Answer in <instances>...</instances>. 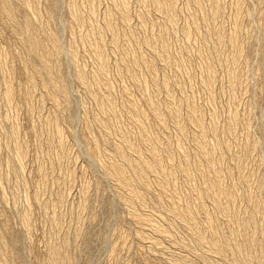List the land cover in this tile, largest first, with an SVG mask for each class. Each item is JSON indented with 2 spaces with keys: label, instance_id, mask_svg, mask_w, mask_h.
<instances>
[{
  "label": "rangeland",
  "instance_id": "374dc122",
  "mask_svg": "<svg viewBox=\"0 0 264 264\" xmlns=\"http://www.w3.org/2000/svg\"><path fill=\"white\" fill-rule=\"evenodd\" d=\"M8 1L16 25L20 26L15 29L7 18L0 19V59L8 61L0 60V236L6 243L3 246L6 249L1 247L0 252L7 263L53 264L48 251L54 245L60 246L59 254L65 259L58 264L67 260L71 261H67L69 264H182L173 261L177 255H185L198 264H209L202 261V257H207V261L215 260V255L203 253L197 247H194L196 251L194 248L191 251L182 246V240L194 245L193 233L174 218L171 208L184 211L187 206L193 207L198 214L204 215L207 211L219 219L213 197L205 196L202 203L197 201L196 194L210 177L209 181L216 179V184L221 185L219 190L237 197L236 204L229 209L237 211L241 219L250 221L252 216L256 217L254 221L264 219V210L263 215H258L248 201L249 196L255 195L256 199L262 197L259 199L264 203V0H172L177 15L175 21L158 10L152 0H127L126 19L120 14L123 5L117 3L121 0H59V4L58 0H37L32 2L35 12L31 7L25 9L16 0ZM53 4L57 7L53 8ZM109 24H112L111 29ZM131 31L133 34H128ZM30 33L47 45L50 44L48 35L59 36L62 52L60 59L54 62L58 65L52 62L51 68L54 76L67 85V97L62 96L60 84L53 86L45 80L42 64L30 56L29 46L22 41ZM150 36L156 42L153 48L148 44ZM112 37L116 45L112 44ZM95 40L100 42L98 49L103 54L100 60L91 47ZM73 49H76V57L71 55ZM3 62L7 64L5 67ZM76 65L82 67L79 69L84 72L83 80L78 81L74 74L79 70ZM27 74L35 75L34 87L28 86L32 75ZM2 80L8 83L10 80L11 103L5 98L6 82ZM49 85L54 91H49ZM27 89L37 92H31V97ZM171 108L174 112L178 110L179 120L185 123L182 124L183 134L176 127L174 117L169 116L174 115ZM158 113L164 118H159V123L155 116ZM198 121L205 132L206 148L214 155L215 167H209L211 163L207 164L208 159L199 153L198 143L192 141L200 134ZM150 140L156 141L151 143ZM149 143L157 144L162 171L154 168L157 173L148 172L143 184L135 181L134 186L146 202L140 205V201L131 200L130 203L125 192L121 195L116 181L104 176L98 162L108 165L118 161L125 168L123 157L116 152L119 145L122 151L127 148L130 152L128 147L134 144L133 154L125 150V156L138 162L150 158ZM92 144L98 148L96 154L91 151ZM20 149H24L22 159L18 158ZM139 156L142 159H138ZM126 169L130 172L127 166ZM61 196L63 200L59 199ZM24 213H29L27 219ZM256 215L261 216L260 220ZM23 219L30 221V230L23 229ZM221 219L219 230L228 233L227 220ZM158 225L169 229L171 237L155 229ZM15 233L20 237L17 242L11 240Z\"/></svg>",
  "mask_w": 264,
  "mask_h": 264
},
{
  "label": "bare ground",
  "instance_id": "6f19581e",
  "mask_svg": "<svg viewBox=\"0 0 264 264\" xmlns=\"http://www.w3.org/2000/svg\"><path fill=\"white\" fill-rule=\"evenodd\" d=\"M22 7H24L25 9H29L30 7H31V10H32V7L34 6L33 4H32V2L34 3V1H36V2H38L37 0H33V1H31V0H16ZM40 1V0H39ZM59 1V0H58ZM112 1V0H111ZM130 1V0H129ZM134 1V0H133ZM166 1V0H165ZM196 1V0H195ZM200 1V0H199ZM198 1V2H199ZM209 1V0H208ZM237 1V0H236ZM239 1V0H238ZM35 2V4H37ZM41 2V1H40ZM73 2V1H72ZM127 2V0H121L120 2H117V3H120V4H122L123 5V7L120 9L118 6V8L120 9V14L123 16V18H127L126 17V15L129 13V12H127L128 11V8L129 7H127V5H128V3L127 4H125ZM152 2L155 4V6H156V8L158 9V10H160V11H162L163 10V13H166L167 14V16L169 15L170 16V20H172V21H175V18L177 17V15H176V10H175V8L173 7V2H172V0H170V1H167V2H169V3H167V2H161L160 0H152ZM193 2V1H192ZM54 3V2H53ZM60 3V1L58 2V4ZM94 3V2H93ZM133 3V2H132ZM55 4L57 5V3L55 2ZM71 4V3H70ZM139 3H137V5H138ZM176 4V3H175ZM197 4V3H196ZM218 4V3H217ZM56 5H54L53 4V8H56L57 6ZM118 5V4H117ZM214 5V4H213ZM215 5H216V3H215ZM15 6V5H14ZM37 6V5H36ZM93 6H95V5H93ZM144 6V5H143ZM198 6H199V4H198ZM35 7V6H34ZM75 7V6H74ZM197 7V6H196ZM211 7H212V5H211ZM215 7V6H214ZM37 8V7H36ZM60 8V7H59ZM154 8V7H153ZM156 8H155V10H156ZM198 8V7H197ZM216 8H218V7H216ZM94 9H95V7H94ZM202 9V8H201ZM219 9V8H218ZM13 9H12V7L10 6V2L8 1V0H2V2L0 1V19L2 20V19H4V18H7L11 23L10 24H12L13 25V27L16 29V28H19L18 27V25L19 24H17L16 25V22H15V20H14V18H13V11H12ZM23 10V9H22ZM34 10H35V8H34ZM34 10H32L33 12H35ZM38 10V9H37ZM57 10H59V9H57ZM71 10V9H70ZM72 10H74V9H72ZM204 10V9H203ZM16 11V10H15ZM159 11V12H160ZM216 11H217V9H216ZM215 11V12H216ZM237 11V10H236ZM235 11V12H236ZM241 11V10H240ZM37 12V11H36ZM117 12V11H116ZM118 12H119V10H118ZM210 12H212V11H210ZM214 12V11H213ZM214 12V13H215ZM218 12V11H217ZM222 12V11H221ZM220 12V10H219V13H221ZM17 13V12H16ZM162 13V14H163ZM179 13V12H178ZM205 13V12H204ZM213 13V14H214ZM92 14H94V13H92ZM33 15V14H32ZM75 15V14H74ZM78 15V14H77ZM175 15H176V17H175ZM215 15H216V13H215ZM82 16V15H81ZM107 17H108V15H106ZM138 16H140V14H138ZM218 16V15H217ZM220 16V15H219ZM248 16V15H247ZM39 17V16H38ZM94 16H92L91 18H93ZM129 17V16H128ZM143 17V16H142ZM179 17V16H178ZM224 17V16H223ZM52 18V17H51ZM90 18V19H91ZM146 18V17H145ZM148 18V17H147ZM149 18H150V16H149ZM212 18V17H211ZM220 18V17H219ZM6 19V20H7ZM17 19V18H16ZM29 19V18H28ZM39 19V18H38ZM49 19V18H48ZM74 19H77V17H75ZM129 19V18H128ZM144 19V18H143ZM151 19V18H150ZM167 19H169V17L167 18ZM209 19V18H208ZM7 20V21H8ZM51 20V19H50ZM81 20H82V18H81ZM106 20H108V18L106 19ZM110 20H111V18H110ZM114 20V19H113ZM117 20V19H116ZM213 20H214V18H213ZM220 20V19H219ZM8 21V22H9ZM130 21H131V19H130ZM129 21V22H130ZM148 21V20H147ZM150 22H151V20H149ZM178 21V20H177ZM108 22V21H107ZM128 22V23H129ZM208 22V21H207ZM213 22V21H212ZM216 22V21H215ZM17 23H19V22H17ZM35 23V22H34ZM110 23V22H109ZM117 23V22H116ZM128 23H127V25H128ZM148 23V22H147ZM153 23V22H152ZM152 23H151V26H152ZM157 23V22H156ZM177 23V22H176ZM219 23V22H218ZM93 24V23H92ZM105 24H107V23H105ZM124 24V23H123ZM172 24V23H171ZM39 25V24H38ZM42 25V24H41ZM118 25V24H117ZM124 25H126V23L124 24ZM148 25V24H147ZM163 25V24H162ZM161 25V26H162ZM176 25V24H175ZM211 25H213L212 23H211ZM214 25H215V23H214ZM20 26V25H19ZM107 26V25H106ZM209 26V25H208ZM219 26V25H218ZM27 27V26H26ZM28 27H30V25L28 24ZM108 27H109V29H111V27H112V24H109L108 25ZM114 28H115V26H113ZM145 27H146V25H145ZM156 27V26H155ZM159 27V26H158ZM175 27V26H174ZM187 27H188V25H187ZM222 27V26H221ZM1 28V27H0ZM151 28V27H150ZM164 28H166V27H164ZM163 28V29H164ZM213 28V27H212ZM45 29H47V28H45ZM117 29V28H116ZM126 29V28H125ZM145 29V28H144ZM19 31H21L20 29H18ZM38 30V29H37ZM186 30V29H185ZM191 30V29H190ZM190 30H189V33H190ZM210 30H212V29H210ZM215 30V29H214ZM219 30H221V29H219ZM18 31V32H19ZM113 31V30H112ZM129 31V30H128ZM151 31V30H150ZM168 31V30H167ZM216 31H218V29L216 30ZM31 32V31H30ZM80 32H82V31H80ZM89 32V31H88ZM94 32V31H93ZM98 32V31H97ZM109 32H110V30H109ZM126 32V31H125ZM130 32V31H129ZM154 32H155V30H154ZM158 32V31H157ZM219 32V31H218ZM21 33V32H20ZM87 33V32H86ZM90 33V32H89ZM121 33V32H120ZM145 33H147V32H145ZM166 33V32H165ZM165 33H161V34H164V35H166ZM1 34V33H0ZM81 34V33H80ZM95 34V33H94ZM98 34H100V33H98ZM102 34V33H101ZM128 34H133V32L131 31V33H128ZM149 34V33H148ZM188 34V33H187ZM237 34V33H236ZM215 35V34H214ZM131 36H133V35H131ZM130 36V37H131ZM156 36V35H155ZM159 36V35H158ZM217 36H219L218 34H217ZM233 36V35H232ZM88 37H90V36H88ZM92 37V36H91ZM90 37V38H91ZM102 37V36H101ZM151 37V36H150ZM150 37H148V38H150ZM152 37H154V35L152 36ZM152 37L150 38V42L148 43L149 45H151L152 46V48H153V46L154 45H156V44H154V43H156L155 41L153 42L152 40H154V39H152ZM214 37V36H213ZM23 38V37H22ZM100 38V37H99ZM98 38V39H99ZM105 38V37H104ZM113 39V43L112 44H114V45H116V43H114V37H112ZM117 38V37H116ZM122 38V37H121ZM143 38V37H142ZM147 38V37H146ZM155 38V37H154ZM158 37L156 36V38L155 39H157ZM236 38H237V36H236ZM219 39V38H218ZM220 39H221V37H220ZM49 42H50V46H51V49H49V45H47L46 43V45L45 44H43L44 42H42V41H44V40H39V38H37V36L34 34V33H30V34H27V35H25V37L22 39V41H24L25 42V44H27L29 47V50H30V52H31V54H30V56H32L33 58H35L36 60H38L42 65L41 66H43V73L45 74V77H46V79L45 80H47L49 83H50V85H52L53 84V86H55V84H60V88H59V90H60V92L62 93V96H64V97H67L68 96V87H67V85L66 84H64L65 82H63V79H59V78H57V77H55L54 76V74H53V69L51 68V67H53V66H51L52 65V62H53V65L54 64H57V63H54V62H56V61H58L59 59H60V56H61V52H62V49H61V45H60V39H59V36L58 35H48V39H47ZM46 40V41H47ZM89 40V39H88ZM101 40H102V38H101ZM146 40V39H145ZM144 40V41H145ZM158 40V39H157ZM47 41V42H48ZM96 41V40H95ZM117 41V40H116ZM149 41V39H147V42ZM216 41H217V38H216ZM221 41V40H220ZM91 42V41H90ZM103 42V41H102ZM146 41H145V43H147ZM238 42V41H237ZM89 43V42H88ZM91 43H93L92 45H91V47L93 46V49H94V51H93V49L90 51V49H89V51L90 52H95V55H94V53L92 54V55H94L95 57H98V59L100 58V55H101V52H100V49H98V48H100L99 46V44L98 43H100L99 41H96V42H91ZM119 43V42H118ZM129 43V42H128ZM217 43V42H216ZM219 43V42H218ZM24 44V43H23ZM22 44V45H23ZM72 44H74V43H72ZM102 44V43H101ZM104 44V43H103ZM102 44V45H103ZM99 45V46H98ZM105 45V44H104ZM103 45V46H104ZM119 45V44H118ZM47 46V47H46ZM74 46V45H73ZM151 46H149V47H151ZM196 46V45H195ZM75 47V46H74ZM73 47V48H74ZM87 47V46H86ZM89 47V46H88ZM105 47V46H104ZM234 47V46H233ZM72 48V47H71ZM116 48V47H115ZM219 48V47H218ZM21 49V48H20ZM86 49V48H85ZM88 49V48H87ZM101 49H103V48H101ZM117 49V48H116ZM181 49V48H180ZM124 50V49H123ZM154 50V49H153ZM1 51V50H0ZM74 51V52H73ZM75 51H76V49L74 50H72L71 51V55H72V53H73V55L72 56H75L76 57V53H75ZM102 51V50H101ZM106 51V50H105ZM241 51V50H240ZM4 52V51H3ZM88 52V51H87ZM130 52V51H129ZM133 52V51H132ZM178 52V51H177ZM232 52V51H231ZM242 52V51H241ZM240 52V53H241ZM161 53V52H160ZM180 53H181V51H180ZM235 53V52H234ZM2 54V53H1ZM4 54V56H5V53H3ZM91 54V53H90ZM129 54V53H128ZM163 54H165V52H163ZM103 55V54H102ZM102 55H101V57H102ZM106 55V54H105ZM130 55V54H129ZM143 55V54H142ZM168 55V54H167ZM180 55V54H179ZM263 55H264V50H263ZM18 56V55H17ZM23 56V55H22ZM21 56V57H22ZM71 56V58L73 59V57ZM186 56V55H185ZM236 56V55H235ZM240 56H241V54H240ZM3 57V56H2ZM133 57V56H132ZM163 57V56H162ZM168 57V56H167ZM175 57V56H174ZM181 57V56H180ZM243 57V56H242ZM8 58H9V56H8ZM67 58V57H66ZM92 58V57H91ZM104 58H106V57H104ZM157 58H159V57H157ZM202 58V57H201ZM6 59V58H5ZM5 59H0L1 61L3 60H5ZM74 59H76V58H74ZM101 59V58H100ZM99 59V60H100ZM103 59V58H102ZM134 59H135V57H134ZM161 59V58H160ZM12 60V59H11ZM11 60L9 61V63L11 62ZM71 60V59H70ZM77 60V59H76ZM146 60V59H145ZM186 60V59H185ZM6 62H8L7 60H5ZM74 61V66H75V60H72L71 62H73ZM94 61V60H93ZM138 61V60H137ZM162 61V60H161ZM180 61V60H179ZM236 61V60H235ZM6 62L4 63H2V64H4V67L7 65L6 64ZM149 62V61H148ZM182 62V61H181ZM243 62V61H242ZM13 63V62H12ZM61 63V62H60ZM59 63V64H60ZM78 62L76 61V64H77ZM106 63V62H105ZM142 63H143V61H142ZM173 63H175V62H173ZM188 63V62H187ZM6 64V65H5ZM73 64V63H72ZM71 64V65H72ZM145 64V63H144ZM207 64V63H206ZM244 64V63H243ZM26 65V64H25ZM58 65V64H57ZM146 65V64H145ZM173 65V64H172ZM208 65H209V63H208ZM236 65V64H235ZM240 65V64H239ZM28 66V65H27ZM99 66H101V65H99ZM104 66V65H103ZM139 66V65H138ZM168 66H169V64H168ZM177 65H175V67H176ZM8 67H9V64H8ZM23 67V66H22ZM26 67V66H25ZM79 67V66H78ZM80 67H81V65H80ZM79 67V68H80ZM98 67V66H97ZM105 67V66H104ZM145 67V66H144ZM210 67V66H209ZM7 68V67H6ZM5 68V69H6ZM24 68V67H23ZM22 68V69H23ZM76 68H77V65H76ZM75 68V69H76ZM79 68H77V69H79ZM82 68V67H81ZM103 68V67H102ZM141 68V67H140ZM149 68V67H148ZM154 68V67H153ZM57 69V68H56ZM59 69V68H58ZM99 69V68H98ZM144 69H146V68H144ZM10 70V69H9ZM11 70H14L13 68L11 69ZM100 70H102V69H100ZM139 70V69H138ZM185 70V69H184ZM55 71V70H54ZM57 71V70H56ZM76 71V70H75ZM106 71V70H105ZM103 72V71H102ZM128 72H130V71H128ZM29 73V72H28ZM32 73V72H31ZM134 73V72H133ZM34 74V73H33ZM33 74H30V75H32V76H30L29 74H27L28 76H30V78H29V83H28V86H29V84L30 85H33L35 82V80H36V78H35V75H33ZM60 74V73H59ZM74 74H76L77 76H78V78L77 79H79L78 81H80V80H83V76L82 75H84V72H83V74H82V72H81V70L79 69L78 70V72L76 71V73H74ZM86 74V73H85ZM152 74V73H151ZM75 75V77H77ZM88 75V74H87ZM98 75H100V74H98ZM131 75V74H130ZM230 75V74H229ZM10 76V75H9ZM103 76V75H102ZM135 75H133L132 77H134ZM5 77V76H4ZM7 77H8V75H7ZM6 77V78H7ZM135 77H137V76H135ZM140 77V76H139ZM214 77V76H213ZM12 78V77H11ZM40 78V77H39ZM87 78V77H86ZM138 78V77H137ZM141 78V77H140ZM230 78H231V76H230ZM4 79V78H3ZM8 79H10L9 77H8ZM26 79V78H25ZM135 79V78H134ZM151 79V78H150ZM7 80V79H6ZM27 80V79H26ZM40 80V79H39ZM44 80V79H43ZM42 80V81H43ZM87 80V79H86ZM90 80V79H89ZM151 80H154L153 78L151 79ZM176 80V79H175ZM3 81V80H2ZM5 81V80H4ZM3 81V82H4ZM9 81V83H10V80H8ZM85 81V80H84ZM99 81V80H98ZM173 81V80H172ZM6 82V87L4 86V89H5V91H4V95H5V98L7 99V101H11L12 100V98H13V93H12V91H11V89H10V84L7 82V81H5ZM95 82H97V81H95ZM137 82V81H136ZM139 82V81H138ZM48 83V84H49ZM79 83H82V81L81 82H79ZM85 83V82H84ZM152 84H153V82H151ZM163 83V82H162ZM170 83V82H169ZM4 84V83H3ZM45 84V83H44ZM43 84V85H44ZM144 84V83H143ZM157 84V83H156ZM35 85V84H34ZM34 85H33V87H34ZM42 85V84H41ZM49 85V86H50ZM138 85H139V83H138ZM146 84H144V86H145ZM232 85V84H231ZM48 86V88H50L51 90H49V91H54V89H52L51 88V86L49 87ZM165 86H166V84H165ZM230 86V85H229ZM3 87V86H2ZM142 87V86H141ZM155 87V86H154ZM153 87V88H154ZM157 87V86H156ZM12 88V87H11ZM83 88V87H82ZM152 88V89H153ZM207 88V87H206ZM244 88V87H243ZM29 89V88H28ZM27 89V90H28ZM34 89V88H33ZM58 89V88H57ZM139 89V88H138ZM90 90V89H89ZM156 90V89H155ZM159 90V89H158ZM29 91V94L31 95V90H28ZM27 91V92H28ZM34 91V90H33ZM56 91H58V90H56ZM26 92V93H27ZM37 92V91H36ZM36 92H32V94L33 93H36ZM88 92V91H87ZM141 92H143V91H141ZM153 92V91H152ZM158 92V91H157ZM51 93V92H50ZM54 93V92H53ZM94 93V92H93ZM144 93V92H143ZM15 94V93H14ZM28 94V95H29ZM49 94V93H48ZM95 94V93H94ZM96 94H98V93H96ZM151 94V93H150ZM27 95V96H28ZM29 95V96H30ZM146 95H148V92H147V94ZM157 95V94H156ZM28 96V97H29ZM92 96V95H91ZM31 97H32V95H31ZM95 97V96H94ZM93 97V98H94ZM100 96H98V98H99ZM110 97V96H109ZM157 98H158V96H156ZM51 98H54V95H51ZM101 98V97H100ZM32 99V98H31ZM41 99V98H40ZM148 99H150L149 97H148ZM155 99V98H154ZM173 99V98H172ZM176 100V99H175ZM41 101V100H40ZM188 101V100H187ZM148 102V101H147ZM173 102V101H172ZM189 102V101H188ZM11 103V102H10ZM186 103V102H185ZM1 104V103H0ZM98 104V103H97ZM134 104H136V103H134ZM156 104V103H155ZM166 104V103H165ZM180 104V103H179ZM174 105V104H173ZM176 105V104H175ZM101 106V105H100ZM138 106V105H137ZM136 106V107H137ZM158 106V105H157ZM85 107V106H84ZM150 107H152V106H150ZM149 107V108H150ZM156 107V106H155ZM167 107V106H166ZM168 107H170V106H168ZM181 108V107H180ZM195 108V107H194ZM110 109V108H109ZM153 109V108H152ZM155 109H157V107L155 108ZM159 109V108H158ZM175 110H176V108H174ZM171 110L173 111V109L171 108ZM171 110H170V112H171ZM142 111V110H141ZM144 111V110H143ZM154 111H156V110H154ZM160 111V110H159ZM176 111H178V110H176ZM176 111L174 112V115L172 116V115H169V116H171L170 118L172 119L173 117V120L176 122V124H177V126L176 127H178V128H180L179 129V131H181V133H182V127H184V126H182V122H181V120H179V117H178V114L179 113H176ZM128 112H130V111H128ZM146 112V111H145ZM161 112V111H160ZM196 112H198V111H196ZM137 113L138 112H135L134 114H136L137 115ZM144 113V112H143ZM151 113H153V112H151ZM99 114V113H98ZM131 114V113H130ZM154 114H156V113H154ZM153 114V115H154ZM170 114H172V113H170ZM8 115V114H7ZM100 115V114H99ZM161 115H162V113H161ZM194 115V114H193ZM144 116V115H143ZM155 116H157L158 117V120H157V122L159 121V118H162V119H164L163 118V116L161 117L160 116V114L158 113L157 115H155ZM154 116V117H155ZM165 116V115H164ZM168 116V117H169ZM191 116V115H190ZM91 117V116H90ZM129 117H131V116H129ZM136 117H139V114H138V116H136ZM239 117V116H238ZM98 118V117H97ZM135 118V117H134ZM169 118V119H170ZM195 118V117H194ZM200 118V117H199ZM215 118V117H214ZM157 118H155V120H156ZM161 119V120H162ZM165 119H166V117H165ZM170 119V120H171ZM182 119V118H181ZM186 119V118H185ZM190 119V118H189ZM188 119V120H189ZM192 119V118H191ZM198 119V118H197ZM204 119V118H203ZM94 120H96L95 118H94ZM99 120L100 119H98L97 120V122L96 123H98L99 122ZM133 120V119H132ZM139 120V119H138ZM137 120V121H138ZM172 120V121H173ZM231 120V119H230ZM229 120V121H230ZM236 120V119H235ZM234 120V121H235ZM90 121V120H89ZM111 121H113V120H111ZM136 121V122H137ZM185 121V120H184ZM232 121V120H231ZM238 121V120H237ZM91 122H94V121H91ZM142 122V121H141ZM161 122V121H160ZM163 122H164V120H163ZM197 122V121H196ZM201 122V121H200ZM233 122V121H232ZM104 123V122H103ZM159 123V122H158ZM165 123V122H164ZM205 123V122H204ZM100 124V123H99ZM102 124V123H101ZM100 124V125H101ZM137 124V123H136ZM141 124V123H140ZM143 124V123H142ZM141 124V125H142ZM185 124V123H184ZM183 124V125H184ZM99 125V126H100ZM148 125V124H147ZM161 125V124H160ZM213 125V124H212ZM216 125V124H215ZM232 125V124H231ZM13 126V125H12ZM91 126V125H90ZM105 126V125H104ZM108 125L106 124V128H108L107 127ZM140 126V125H139ZM143 126V125H142ZM193 126V125H192ZM200 126H202L201 124H199V121H198V127H199V130H200V132L198 131V133H200L199 134V136H197V138H193V139H196V141L195 140H192V141H194V142H197L198 144V147H199V149L198 150H200L201 152H199V153H201V154H203V157L205 156L206 157V159H208V163L207 164H210L211 163V165H209V167L210 166H214L215 167V164H214V155L212 154V153H210L208 150H207V146H206V142H204V140H205V132H204V130L202 129V127H200ZM248 126H249V124H248ZM102 127H103V125H102ZM125 127V126H124ZM197 127V126H196ZM197 127V128H198ZM245 127V126H244ZM104 128V130H106L105 129V127H103ZM103 128H101L102 129V131H103ZM113 128V127H112ZM17 129V128H16ZM227 129H229V127L227 128ZM99 130V129H98ZM109 131V130H108ZM114 131V130H113ZM112 131V132H113ZM224 131V130H223ZM231 131V130H230ZM20 132V131H19ZM105 132V131H104ZM184 132V131H183ZM213 132H214V130H213ZM219 132V131H218ZM233 132V131H232ZM231 132V133H232ZM14 133V132H13ZM60 133V132H59ZM89 133V132H88ZM101 133H103V132H101ZM111 133V132H110ZM116 133V132H115ZM134 133V132H133ZM192 133V132H191ZM224 133V132H223ZM118 134H120V133H118ZM140 134V133H139ZM172 134V133H171ZM183 134V133H182ZM193 134V133H192ZM218 134V133H217ZM89 135V134H88ZM94 135V134H93ZM104 135V134H103ZM110 135V134H109ZM121 135V134H120ZM128 135V134H127ZM141 135V134H140ZM231 135V134H230ZM229 135V136H230ZM60 136V135H59ZM118 136V135H117ZM165 136V135H164ZM217 136V135H216ZM17 137V136H16ZM19 137V136H18ZM94 137V136H93ZM122 137H123V135H122ZM121 137V138H122ZM125 137V136H124ZM142 137V136H141ZM144 137V136H143ZM171 137V136H170ZM15 138V137H14ZM58 138V137H57ZM96 138V137H95ZM107 138V137H106ZM116 138V137H115ZM149 138V137H148ZM178 138V137H177ZM176 138V139H177ZM234 139H236L235 137H233ZM16 139V138H15ZM63 139V138H62ZM126 139V138H125ZM124 139V140H125ZM143 139V138H142ZM156 139V138H155ZM158 139V138H157ZM185 139V138H184ZM229 139V138H228ZM11 140V139H10ZM52 140V139H51ZM54 140V139H53ZM110 140V139H109ZM159 140V139H158ZM166 140V139H165ZM179 140V139H178ZM86 141V140H85ZM94 141V140H93ZM97 141V140H96ZM104 141V140H103ZM156 141V140H155ZM155 141H153V142H155ZM11 142V141H10ZM95 142V141H94ZM144 142H146V141H144ZM150 142L151 143H153L151 140H150ZM167 142H168V140H167ZM177 142V141H176ZM183 142V141H182ZM62 143V142H61ZM125 143V142H124ZM126 143H128V141L126 142ZM148 143V142H147ZM157 143V142H156ZM155 143V145H157ZM158 143H160V142H158ZM9 144V143H8ZM11 144V143H10ZM46 144V143H45ZM86 144V143H85ZM96 144V143H95ZM94 144V145H95ZM195 145H196V143H194ZM234 144V143H233ZM254 144V143H253ZM17 145V144H16ZM22 145V144H21ZM59 145V144H58ZM61 145V144H60ZM64 145V144H63ZM93 145V144H92ZM93 145V147H92V149L91 148H89V149H91V151H93L94 152V154H96L95 153V151H97L98 150V148L97 147H95ZM134 144H132L131 145V147L129 146L128 147V149L130 150V152L128 151V150H126L127 148H125V150L126 151H128V153H132L131 151H135L134 149H133V146ZM147 145V144H146ZM145 145V146H146ZM154 144H152V145H150V143H149V145H147V147L151 150V152H152V154H149V155H151L150 156V158L148 159H146V158H144L145 160H138V162H135V161H133V160H131L130 158H128L127 156H125V150L123 149V151H122V149H121V147L122 146H120L119 145V147L116 149V152L117 153H119V155H120V157L123 159V160H121V161H123V163H124V165H125V168H123L124 166H121V162L118 164L117 162L116 163H111V164H108V165H103V163H101V162H98V167L99 168H101L102 170H103V173H104V176H106L107 178H109V180H111V181H113V182H115L116 181V185H117V187H118V189L120 190V192H121V195H123L124 194V192H125V194H127V196L130 198L129 200H128V202H130L131 200H137V201H140V205H143V204H141V202L143 203H145L146 201H144L145 199H143V201H142V198L140 197L141 195H139L140 194V192H138V190H137V188L134 186V183H135V181H137V182H142V184L145 182V179H146V177H147V174H148V172L150 173V172H153L152 170H154V168H157L159 171H162V170H160L162 167H161V160H160V155L158 154V152H157V147L155 146ZM216 145V144H215ZM96 146H98V145H96ZM125 146V145H124ZM159 146V145H158ZM161 146V145H160ZM159 146V147H160ZM166 146V145H165ZM181 146V145H180ZM255 146V145H254ZM253 146V147H254ZM8 147V146H7ZM137 147V146H136ZM167 147V146H166ZM197 147V148H198ZM228 147V146H227ZM239 147V146H238ZM11 148V147H10ZM60 148V147H59ZM97 148V149H96ZM123 148V147H122ZM139 148V147H138ZM146 148V147H145ZM148 148H147V150H148ZM162 147H160V149H161ZM64 149V148H63ZM164 149H166V148H164ZM179 149V148H178ZM240 149V148H239ZM159 150V149H158ZM167 150V149H166ZM197 150V151H198ZM219 150H222V149H220L219 148ZM136 151H137V148H136ZM193 151V150H192ZM15 152V151H14ZM64 152H65V149H64ZM92 152V153H93ZM124 152V153H123ZM139 152V151H138ZM136 153V154H139V153ZM150 152V151H149ZM102 153V152H101ZM114 153H115V151H114ZM117 153H115V154H117ZM140 153H141V151H140ZM106 154H108V153H106ZM105 154V155H106ZM133 154V153H132ZM99 155V154H98ZM97 155V156H98ZM118 155V154H117ZM129 155V154H128ZM135 155V154H134ZM141 155V154H140ZM148 155V156H149ZM165 155V154H164ZM218 155V154H217ZM23 156H24V149H23V151L20 149L19 151H18V158H20V159H22L23 158ZM109 157H111L112 158V156H110V155H108ZM130 156H132V155H130ZM163 156V155H162ZM167 156V155H166ZM185 156V155H184ZM195 156V155H194ZM198 156H200V155H198ZM224 156V155H223ZM230 156H232V155H230ZM245 156V155H244ZM251 156V155H250ZM140 157V156H139ZM138 157V159H142L141 157L139 158ZM220 157H221V155H220ZM219 157V158H220ZM240 157V156H239ZM25 158V157H24ZM104 158H106V156L104 157ZM188 158V157H187ZM186 158V159H187ZM248 158V157H247ZM116 159V158H115ZM202 159V158H201ZM204 159V158H203ZM99 160V159H98ZM97 160V161H98ZM106 160V159H105ZM107 160L109 161V160H111V159H109V158H107ZM113 160V159H112ZM137 160V159H136ZM165 160V159H164ZM163 160V161H164ZM188 160V159H187ZM104 161V160H103ZM116 161V160H115ZM169 161V160H168ZM174 161V160H173ZM181 161V160H180ZM207 161V160H206ZM235 161V160H234ZM21 162V161H20ZM185 162V161H184ZM239 162V161H238ZM57 163V162H56ZM110 163V162H109ZM105 164V163H104ZM107 164V163H106ZM242 164V163H241ZM93 165H95V164H93ZM163 165V164H162ZM175 165V164H174ZM20 166V165H19ZM39 166V165H38ZM41 166V165H40ZM126 166L129 168V170H130V172L129 171H127V169H126ZM173 166V165H172ZM222 166V165H221ZM242 166H243V164H242ZM170 167V166H169ZM211 167V168H212ZM21 168V167H20ZM43 168V167H42ZM52 168V167H51ZM196 168V167H195ZM96 169V168H95ZM169 169V168H168ZM232 169V168H231ZM67 170V169H66ZM83 170V169H82ZM157 170V171H158ZM188 170V169H187ZM212 170H213V168H212ZM157 171H155L154 170V172H156L157 173ZM183 172H185L184 170H182ZM196 171V170H195ZM214 171H216V169L214 170ZM223 171V170H222ZM22 172H23V170H22ZM41 172V171H40ZM55 172V171H54ZM231 172V171H230ZM42 173V172H41ZM44 173H46V171L44 172ZM56 173V172H55ZM73 173V172H72ZM162 173H164V172H162ZM161 173V174H162ZM218 173V172H217ZM97 174V173H96ZM176 174V173H175ZM186 174V173H185ZM239 174V173H238ZM74 175V174H73ZM163 175V174H162ZM69 176V175H68ZM154 176H157V175H154ZM186 176V175H185ZM199 176V175H198ZM219 176V175H218ZM44 177V176H43ZM42 177V178H43ZM158 177H160V176H158ZM166 177V176H165ZM164 177V178H165ZM187 177V176H186ZM197 177V176H196ZM220 177V176H219ZM224 177V176H223ZM246 177H248V176H246ZM1 178V177H0ZM73 178V177H72ZM189 178V177H188ZM193 178H194V175H193ZM211 178V177H210ZM210 178H208L209 180H210ZM74 179V178H73ZM161 179V178H160ZM184 179V178H183ZM205 179V178H204ZM207 178H206V180H208ZM215 179V178H214ZM222 179V178H221ZM52 180H53V178H52ZM61 180V179H60ZM165 180V179H164ZM193 180V179H192ZM206 181V183H204L205 184V186H204V188H202L201 189V193L199 192V194H196V192H195V194L197 195V201L198 202H203V200H204V198H205V196L206 197H213L214 198V203H215V206H216V210H217V214H218V218L219 219H221V217L223 218V219H225V220H227V222H226V225H228V229H229V232L228 233H226L225 231H223V230H219V221H221V220H219V219H215V217H214V215H213V217L211 216V215H209V213L207 212V211H205L206 213L203 215V214H198L197 212H196V210H193L194 208L193 207H191V208H189L187 205V208L184 210V211H179L180 209H176V207L175 208H171V209H173V210H171V213H172V215L174 216V218L175 219H177L178 221H180L181 222V224L183 225V226H185L187 229H189L192 233H193V239H194V245H190V243H188L187 241H184V240H182V246H184L185 248H188V250H191L192 251V249L194 248V247H197L198 248V250L200 249V250H203V253L205 252H210L211 254H212V256L213 255H215L214 256V258H216L215 260H208L207 261V257L205 258V256H203L202 257V261L204 260L205 262H209V264H264V219H261V221H254V218H256V217H253L252 215V220H250V221H247V219H241V217L239 216V214H237V211L234 213V211H231L229 208V206L230 205H232V204H236V196L235 195H233V194H230V193H225V192H223V190H219L220 188L222 189V187H220L219 186V184H216V182H215V180L214 181ZM213 180V179H212ZM245 180H246V178H245ZM49 181V180H48ZM174 181V180H173ZM217 181V180H216ZM219 181V180H218ZM221 181V180H220ZM47 182V181H46ZM59 182V181H58ZM74 182V181H73ZM157 182H158V180H157ZM164 182V181H163ZM172 182V181H171ZM195 182V181H194ZM244 182V181H243ZM60 183V182H59ZM188 183V182H187ZM198 183V182H197ZM233 183V182H232ZM238 183V182H237ZM71 184V183H70ZM136 184V183H135ZM139 184V183H138ZM147 184V183H146ZM190 184V183H189ZM42 185V184H41ZM40 185V186H41ZM69 185V184H68ZM137 185V184H136ZM162 185V184H161ZM257 185V184H256ZM264 185V184H263ZM10 186V185H9ZM142 186V185H141ZM144 186V185H143ZM166 186V185H165ZM249 186V185H248ZM254 186V185H253ZM70 187V186H69ZM68 187V188H69ZM138 187H139V185H138ZM167 187V186H166ZM165 187V188H166ZM174 187V186H173ZM220 187V188H219ZM263 187V186H262ZM161 188H163V187H161ZM170 188V187H169ZM177 188V187H176ZM253 188V187H252ZM167 189H168V187H167ZM226 189V188H225ZM236 189V188H235ZM261 189V188H260ZM46 190V189H45ZM85 190V189H84ZM175 190V189H174ZM246 190V189H245ZM251 191V190H250ZM42 192V191H41ZM45 192V191H44ZM82 192V191H81ZM198 192V191H197ZM237 192V191H236ZM260 192V191H259ZM253 193V192H252ZM36 194V193H35ZM52 194V193H51ZM65 194V193H64ZM142 194V193H141ZM177 194V193H176ZM249 194V193H248ZM251 194V193H250ZM39 195V194H38ZM42 195V194H41ZM166 195V194H165ZM168 195V194H167ZM190 195H192V194H190ZM252 195V194H251ZM254 195V194H253ZM64 196V195H63ZM125 196V195H124ZM127 196H125V197H127ZM164 196V195H163ZM246 196V195H245ZM255 196V195H254ZM253 196V197H254ZM165 197V196H164ZM171 197V196H170ZM194 196H192V198H193ZM247 197V196H246ZM252 196H249V203L250 204H253L252 205V209L254 210L253 212H255V213H257L258 215H263V210H264V203L261 201L262 199V197L259 199H256V197H254L253 198ZM14 198V197H13ZM35 198V197H34ZM41 198H42V196H41ZM119 198V197H118ZM121 198H123V197H121ZM144 198V197H143ZM59 199H62V196H61V198H59ZM64 199V198H63ZM62 199V200H63ZM124 199V198H123ZM126 199H128V198H126ZM14 200V199H13ZM62 200H60V201H62ZM85 200H87V199H85ZM162 200V199H161ZM180 200V199H179ZM190 200V199H189ZM196 200V199H195ZM213 200V199H212ZM242 200V199H241ZM36 201V200H35ZM40 201V200H39ZM38 201V202H39ZM46 201V200H45ZM136 201V202H137ZM194 201V200H193ZM197 201H195L196 203H197ZM247 201V202H248ZM41 202V201H40ZM59 202V201H58ZM57 202V203H58ZM162 202V201H161ZM16 203V202H15ZM60 203H62V202H60ZM126 203V202H125ZM131 203V202H130ZM188 203V202H187ZM82 204V203H81ZM147 204V203H146ZM148 204H150V203H148ZM200 204V203H199ZM42 205H43V203H42ZM51 205V204H50ZM145 205V204H144ZM164 205V204H163ZM185 205V204H184ZM193 205V204H192ZM198 205V204H197ZM240 205V204H239ZM40 206V205H39ZM48 206V205H47ZM55 206V205H54ZM62 206V205H61ZM64 206V205H63ZM86 206V205H85ZM159 206V205H158ZM181 206V205H180ZM52 207V206H51ZM127 207V206H126ZM141 207V206H140ZM144 207H146V206H144ZM162 207V206H161ZM164 207H166V206H164ZM169 207V206H168ZM203 207V206H202ZM45 208V207H44ZM43 208V210H45V212H46V209H44ZM58 208V207H57ZM57 208H56V210H57ZM129 208V207H128ZM132 208V207H131ZM150 208V207H149ZM167 208V207H166ZM193 208V209H192ZM84 209H86V207L84 208ZM156 209H158V208H156ZM184 209V208H183ZM182 209V210H183ZM234 209V208H233ZM137 210V209H136ZM198 210V209H197ZM203 210H204V208H203ZM78 211V210H77ZM135 211V210H134ZM134 211H133V213H134ZM168 211V210H167ZM242 211V210H241ZM240 211V212H241ZM48 212H49V210H48ZM132 212V211H131ZM155 212V211H154ZM158 212V211H157ZM164 212V211H163ZM239 212V213H240ZM52 213V212H51ZM57 213V212H56ZM159 213V212H158ZM170 213V212H169ZM203 213H204V211H203ZM25 214V213H24ZM23 214V217H24V219H27V216H28V214H27V216H26V214L24 215ZM33 214V213H32ZM160 214V213H159ZM246 214V213H245ZM48 215V214H47ZM46 215V216H47ZM53 215V214H52ZM137 215V214H136ZM170 215V214H169ZM171 215V216H172ZM204 216V217H202L201 219H200V217L201 216ZM258 215H256V216H258ZM49 216V215H48ZM142 216H144V215H142ZM155 216V215H154ZM251 216L249 217V218H251ZM261 218V216H258L257 218ZM52 218V217H51ZM141 218V217H140ZM164 218V217H163ZM260 218H259V220H260ZM21 219V218H20ZM24 219H23V222H24V224H23V229L24 230H26V229H28L29 228V226H28V224H29V222H28V220H25L24 221ZM47 219V218H46ZM22 220V219H21ZM246 220V221H245ZM256 220V219H255ZM48 221V220H47ZM203 221V222H202ZM154 222V221H153ZM155 223V222H154ZM22 224V223H21ZM62 224V223H61ZM148 224V223H147ZM152 224V223H151ZM150 224V225H151ZM168 225V224H167ZM223 225V224H222ZM236 225H238L237 226V229H235L234 230V228H235V226ZM63 226V225H62ZM142 226V225H141ZM156 225H154V227H155ZM159 227L158 228H155V229H158L159 231H160V233H163V234H165V236H167V235H169V229H165V227H161L160 225H158ZM175 226V225H174ZM57 227V226H56ZM157 227V226H156ZM169 227V226H168ZM173 227V226H172ZM176 227V226H175ZM222 227V226H221ZM177 228V227H176ZM238 228H239V231H238ZM61 229V228H60ZM29 230H30V228H29ZM76 231V230H75ZM157 231V230H156ZM23 232V231H22ZM26 232H28V230L26 231ZM54 232V231H53ZM158 232V231H157ZM177 232V231H176ZM74 233V232H73ZM28 234H29V232H28ZM61 234V233H60ZM59 235V234H58ZM62 235V234H61ZM79 235V234H78ZM78 235H76V236H78ZM60 236V235H59ZM170 236V235H169ZM51 237V236H50ZM171 237V236H170ZM20 237L15 233V234H13L12 235V239L11 240H14L15 239V241L17 242L18 241V239H19ZM81 238V237H80ZM5 238H3V237H1L0 236V248L1 247H3V246H6V243H5V240H4ZM52 239V238H51ZM150 239V238H149ZM65 240V239H64ZM29 242V241H28ZM50 242V241H49ZM63 242V241H62ZM160 243V242H159ZM155 246H157L158 245V243L157 242H155ZM68 246V245H67ZM175 246V245H174ZM51 247V248H50ZM49 248V250L50 251H48V252H50L49 254H50V261H51V263H53V264H58V263H61V261L62 260H64L65 261V259L63 258L64 256H61L59 253H61L60 251H61V249L59 250V248H60V246H59V248H57V247H54V245L53 246H50ZM160 247V246H159ZM3 248H5V247H3ZM47 248V247H46ZM184 248V249H185ZM6 249V248H5ZM195 249V248H194ZM68 250V249H67ZM113 250H114V248H113ZM112 251V250H111ZM195 251H196V249H195ZM194 251V252H195ZM2 252V251H1ZM0 252V264H9V263H7L8 261L7 260H5L4 258H3V254ZM208 253L206 254V255H208ZM66 254V253H65ZM111 254H113V253H111ZM197 254V253H196ZM211 254H209V255H211ZM203 255V254H202ZM208 255V256H209ZM62 258H61V257ZM157 256H159V255H157ZM175 255L173 254V257H174ZM185 256V255H184ZM178 256L177 255V257L173 260L174 262H180V263H182V264H198V262H196V260H193V259H191V258H188L187 256ZM66 257V256H65ZM116 257V256H115ZM159 258V257H158ZM213 258V257H212ZM68 261V260H67ZM66 261V262H67ZM70 261V260H69ZM68 261V262H69ZM66 262H64V264H66ZM67 262V263H68ZM71 262V261H70ZM69 262V263H70ZM168 262H170V261H168ZM68 263V264H69ZM155 263V262H154ZM203 263V262H202ZM12 264V263H11ZM50 264V263H49ZM203 264H205V263H203ZM207 264V263H206Z\"/></svg>",
  "mask_w": 264,
  "mask_h": 264
}]
</instances>
